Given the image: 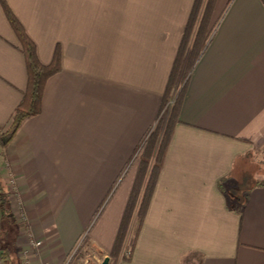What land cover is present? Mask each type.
<instances>
[{
    "label": "crops",
    "instance_id": "0c3cea01",
    "mask_svg": "<svg viewBox=\"0 0 264 264\" xmlns=\"http://www.w3.org/2000/svg\"><path fill=\"white\" fill-rule=\"evenodd\" d=\"M5 1L38 60L49 64L57 50L61 64L6 149L24 264H63L83 237L95 264H264V184L226 192L234 161L264 151V0L215 1L218 23L187 81L143 223L116 260L140 148L194 0ZM26 84L0 3V127ZM30 236L42 247L30 248Z\"/></svg>",
    "mask_w": 264,
    "mask_h": 264
},
{
    "label": "trees",
    "instance_id": "16d2710c",
    "mask_svg": "<svg viewBox=\"0 0 264 264\" xmlns=\"http://www.w3.org/2000/svg\"><path fill=\"white\" fill-rule=\"evenodd\" d=\"M215 1L194 0L193 2L161 97L156 122L140 148L135 179L109 253L113 260L128 258L127 251L123 252L128 233L131 231L134 238L143 223L167 146L175 125L180 121V107L185 96L187 81L218 23L211 21ZM0 3L19 41V49L24 56L27 71V84L13 110L9 125L0 127V257L2 264H24L17 255L16 246L19 228L23 223L14 218L10 204L11 191L4 181L6 149L23 121L40 112L45 82L52 74L61 70V64L57 50L49 64L41 63L37 57L35 44L21 22L5 0H0ZM164 111L165 115L162 117L161 113ZM255 184L263 185L264 181H257ZM131 223H133L132 228H130ZM82 241L83 247L86 248L88 241L85 237ZM85 248L77 249L68 264H82Z\"/></svg>",
    "mask_w": 264,
    "mask_h": 264
},
{
    "label": "rangeland",
    "instance_id": "374dc122",
    "mask_svg": "<svg viewBox=\"0 0 264 264\" xmlns=\"http://www.w3.org/2000/svg\"><path fill=\"white\" fill-rule=\"evenodd\" d=\"M161 115L163 117L165 115V111L161 113ZM229 179H231L233 184L231 183L232 187L229 186L231 188L226 189V192L227 194L236 193L235 195H237V197L243 195L244 191H246V189H248L250 186H252V184L256 183L257 181H264V151L259 150L258 152H256L255 156L254 154L253 155L249 154L247 157L237 158L234 161V169ZM19 221L22 222V220ZM81 248H85L83 247L82 240L78 242V244L75 247V250L73 251L72 254H70L67 257L66 260L69 261L71 257H73L75 251ZM85 252L86 253L82 264H95V259H94L95 256L93 254H96V251L90 249L87 246L85 248ZM0 264H2L1 257H0ZM106 264H108V262Z\"/></svg>",
    "mask_w": 264,
    "mask_h": 264
},
{
    "label": "built area",
    "instance_id": "2783aa9c",
    "mask_svg": "<svg viewBox=\"0 0 264 264\" xmlns=\"http://www.w3.org/2000/svg\"><path fill=\"white\" fill-rule=\"evenodd\" d=\"M155 122H156V121H155ZM155 122L153 123V125H152L151 128L149 129L148 134L150 133L152 127H153L154 124H155ZM148 134H147V136H148ZM147 136H146V137H147ZM28 245L30 246V248H36V249H39V248L42 247L43 242H42L41 240H39V239H36V238L30 236L29 239H28ZM126 254L128 255L129 253L126 252ZM69 261H70V260H69ZM69 261L66 260V261L64 262V264H68ZM67 262H68V263H67ZM42 264H47V263H46V262H43Z\"/></svg>",
    "mask_w": 264,
    "mask_h": 264
},
{
    "label": "water",
    "instance_id": "95a60500",
    "mask_svg": "<svg viewBox=\"0 0 264 264\" xmlns=\"http://www.w3.org/2000/svg\"><path fill=\"white\" fill-rule=\"evenodd\" d=\"M108 261V257H106L104 260H103V263L102 264H106Z\"/></svg>",
    "mask_w": 264,
    "mask_h": 264
}]
</instances>
